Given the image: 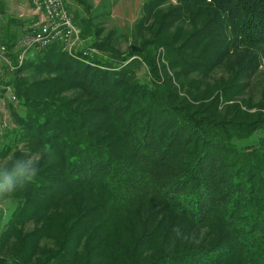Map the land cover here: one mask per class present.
Returning <instances> with one entry per match:
<instances>
[{"label": "trees", "instance_id": "trees-1", "mask_svg": "<svg viewBox=\"0 0 264 264\" xmlns=\"http://www.w3.org/2000/svg\"><path fill=\"white\" fill-rule=\"evenodd\" d=\"M174 1L142 3L140 52L80 27L83 61L52 42L8 78L0 264H264V0Z\"/></svg>", "mask_w": 264, "mask_h": 264}, {"label": "rangeland", "instance_id": "rangeland-1", "mask_svg": "<svg viewBox=\"0 0 264 264\" xmlns=\"http://www.w3.org/2000/svg\"><path fill=\"white\" fill-rule=\"evenodd\" d=\"M24 4L26 7L23 9L21 6ZM63 4L71 16L75 26L78 27V29L81 27V29L84 30L83 34L86 36L85 41L90 38L87 36V30L88 28H91L90 30L97 31L99 33L98 38H102L105 35L110 36V40L113 45L120 51H126V48L129 45H138V42H134L132 35L134 23L140 16V7L142 4L140 5L139 0H63ZM175 4V1L171 0L170 3H166L165 5L172 6ZM17 11H19L18 15ZM35 19L34 9L31 5H29L28 0H0V38L2 36L7 38L11 35L14 39V43L10 45V47H12V52L14 53H11V56L21 52V49L24 47L25 42L29 37L30 26ZM82 40L84 42V39ZM35 52V50H32L25 53L22 64L25 63ZM157 54L161 57H159L158 61H156V64L165 63L162 58L163 51L161 48L156 50L155 55ZM259 60L260 65L257 73L251 78L250 85L246 90L247 96H249L253 102H256L259 99H264V56H261ZM21 65L19 67H21ZM2 72L4 73L1 75V80L4 84H6L8 82V78L11 77L13 72L6 71L5 69ZM25 74L26 73H22L21 76ZM146 74V68L143 65L135 68L134 70V76L140 82L143 80L146 81ZM219 74L220 70H216L213 76L217 77ZM11 92L13 93L12 86ZM16 108L17 101L14 104L7 105L10 118L8 123V132L16 129V125L11 119V113ZM252 111L254 110H249V112ZM262 112L264 113V109ZM257 134H259V132L255 133L254 136ZM15 146L16 149L21 148V143H18ZM6 160H8V157L2 158L0 156V168ZM15 203L16 201L10 198H0V230H3V224L7 220ZM7 245L8 244L5 242H0V253L7 250Z\"/></svg>", "mask_w": 264, "mask_h": 264}, {"label": "built area", "instance_id": "built-area-1", "mask_svg": "<svg viewBox=\"0 0 264 264\" xmlns=\"http://www.w3.org/2000/svg\"><path fill=\"white\" fill-rule=\"evenodd\" d=\"M28 3L34 9L36 19L30 26L29 37L21 52L11 58L9 50L0 43V142L8 132L10 118L7 105L16 102L11 85L1 80L4 69L14 72L22 64L25 53L40 50L52 42L60 44L62 51L80 61L92 51L83 48L79 29L72 22L63 0H28Z\"/></svg>", "mask_w": 264, "mask_h": 264}, {"label": "crops", "instance_id": "crops-1", "mask_svg": "<svg viewBox=\"0 0 264 264\" xmlns=\"http://www.w3.org/2000/svg\"><path fill=\"white\" fill-rule=\"evenodd\" d=\"M139 1H140V5H141L144 0H139ZM25 7H26L25 4L21 6V8H23V9ZM28 11H29V9H28ZM18 14H19V11H17V15ZM31 19H32V16H31ZM0 43L3 44L9 50L10 53H13L12 47H10V45H12L14 43V39L12 38L11 35H9V37H7V38H5V36H2L0 38Z\"/></svg>", "mask_w": 264, "mask_h": 264}, {"label": "water", "instance_id": "water-1", "mask_svg": "<svg viewBox=\"0 0 264 264\" xmlns=\"http://www.w3.org/2000/svg\"><path fill=\"white\" fill-rule=\"evenodd\" d=\"M131 50H134V51H137V52H140L141 49L137 46H130Z\"/></svg>", "mask_w": 264, "mask_h": 264}]
</instances>
